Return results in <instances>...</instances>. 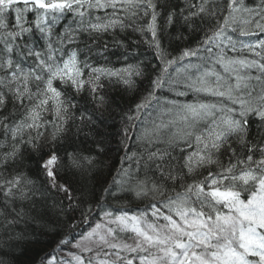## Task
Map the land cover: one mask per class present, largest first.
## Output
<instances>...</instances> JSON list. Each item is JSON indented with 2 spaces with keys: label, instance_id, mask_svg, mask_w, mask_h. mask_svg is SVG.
<instances>
[{
  "label": "snow or ice",
  "instance_id": "snow-or-ice-1",
  "mask_svg": "<svg viewBox=\"0 0 264 264\" xmlns=\"http://www.w3.org/2000/svg\"><path fill=\"white\" fill-rule=\"evenodd\" d=\"M169 29L190 41L175 55L163 43ZM129 31L135 51L121 39ZM141 47L159 61L154 75ZM114 48L136 62L97 63ZM136 78L149 86L126 120L162 115L142 122L137 167L105 191L144 208L101 207L89 222L71 179L92 157H61L57 145L69 121L103 122L105 81L131 88ZM77 96L92 110L77 116ZM29 149L42 153L40 187L25 171ZM51 191L88 229L78 251L45 264H264V0H0V226L35 220L37 193Z\"/></svg>",
  "mask_w": 264,
  "mask_h": 264
},
{
  "label": "trees",
  "instance_id": "trees-1",
  "mask_svg": "<svg viewBox=\"0 0 264 264\" xmlns=\"http://www.w3.org/2000/svg\"><path fill=\"white\" fill-rule=\"evenodd\" d=\"M248 2L251 3L252 0H248ZM175 34V29H169L163 39L164 45L168 46L174 55L190 43V41L177 40ZM121 39L126 42L129 51L136 50L133 42L139 39L137 34L129 31L121 36ZM252 39H256V37H252ZM139 51V58L148 65L145 68L146 76L154 75L158 71L159 61L154 59L151 53H145L143 47ZM121 56L122 49L114 48L109 51L107 61L99 59L97 63L119 68L126 63L136 62L134 57L125 61L121 59ZM170 71L173 72V75L176 74L173 69ZM148 86L147 78H136L135 84L131 88L122 83L105 81L103 89L105 105L99 110L103 122L85 125L79 120L69 121L65 132L61 133L63 139L57 145L61 157H65L66 153L92 157L91 165H86L88 171L80 174L77 170V174L71 179V183L77 190L74 195L82 193L83 198L89 202V206L92 208L89 219L96 218L98 212L99 214L103 213L100 211L101 207L132 214L133 210L144 205L131 195L120 196L118 194L117 199H112L107 196L105 190L114 186V179H122L120 176L122 169L132 172L137 167L135 160L144 150L143 145L136 139L143 130L142 122L147 124L162 115L159 110H155L150 116L142 114L135 121H128L125 118L130 109H133L145 95ZM163 95L169 96L166 92ZM75 99L77 116L79 109L92 110L93 104L90 100L85 101L83 96H77ZM162 118L166 119L167 117ZM49 119H51L50 115ZM133 124L135 127H132ZM125 130H128L129 138L127 140L124 136ZM44 136L50 138V133L45 132ZM48 150V147L45 146L44 152ZM41 155V152L29 149L24 161L25 171L36 181L37 187H40L45 180L36 164V160ZM126 157L131 158L126 159ZM42 199H46V207L42 205ZM35 200L37 201L36 210L30 213V216L36 217L35 220L17 218V222L13 224L0 226V264H41L55 250L63 251L61 243L69 236L74 238V232L84 226L85 223L81 222L80 212L68 208L69 201L64 198L63 193L51 191L42 198L38 192ZM62 207L65 209L63 213L61 212ZM87 227L88 225L81 230H86ZM128 235L131 234H125V238ZM128 242L133 243V241ZM131 256L134 254H130L129 258Z\"/></svg>",
  "mask_w": 264,
  "mask_h": 264
},
{
  "label": "rangeland",
  "instance_id": "rangeland-1",
  "mask_svg": "<svg viewBox=\"0 0 264 264\" xmlns=\"http://www.w3.org/2000/svg\"><path fill=\"white\" fill-rule=\"evenodd\" d=\"M99 216L100 217H103V213H101V214H99ZM95 219H97V217L96 218H94V219H89V222H91L92 220H95ZM96 222H100V220L98 219V220H96ZM88 225V223H85L84 224V226H82L80 229H78V230H76L75 231V237L76 238H78L79 240H80V236H81V233L84 231H82L81 229H83L85 226H87ZM87 229H88V227H87ZM95 239H98V238H94V240ZM67 243H69V241H67ZM67 243H65V245H63V248L65 247V249L63 250V252H54L53 253V255L58 259V260H62V259H64L65 257H66V252H67V250H71V251H73V252H76V251H78V249L76 248V247H70V245L68 246V244ZM80 243H83L82 241L80 242ZM89 246L90 247H95V243H89ZM134 255H136L135 253H133ZM49 257V256H48ZM46 260H47V258H46ZM46 260H44V261H46ZM51 263V262H50ZM133 264H139V261L138 260H134L133 261Z\"/></svg>",
  "mask_w": 264,
  "mask_h": 264
},
{
  "label": "bare ground",
  "instance_id": "bare-ground-1",
  "mask_svg": "<svg viewBox=\"0 0 264 264\" xmlns=\"http://www.w3.org/2000/svg\"><path fill=\"white\" fill-rule=\"evenodd\" d=\"M167 93V92H166ZM166 95V94H165ZM167 95H170L169 93H167ZM141 133V132H140ZM144 205H141V207H137V209H143L144 207H143ZM137 209H135V210H133L132 212L133 213H135L136 211H137ZM65 241H69V243H67L68 244V246L70 245V247H75L74 245L76 244V243H80L81 241L78 239V238H76V237H68ZM59 248V247H58ZM57 248V249H58ZM65 249V247L62 249V250H64ZM75 249V248H74ZM109 259H111V258H109Z\"/></svg>",
  "mask_w": 264,
  "mask_h": 264
}]
</instances>
